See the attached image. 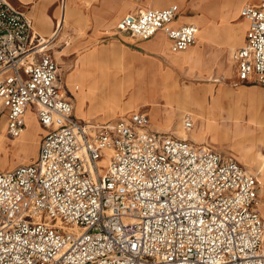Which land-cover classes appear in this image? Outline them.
Segmentation results:
<instances>
[{"label":"built area","instance_id":"2783aa9c","mask_svg":"<svg viewBox=\"0 0 264 264\" xmlns=\"http://www.w3.org/2000/svg\"><path fill=\"white\" fill-rule=\"evenodd\" d=\"M181 14L178 4L143 9L125 15L117 33L161 32L180 53L200 29L176 24ZM240 14L248 26L232 52L235 85L258 83L264 112V0ZM41 40L24 10L0 0L7 135L21 136L31 106L46 130L34 160L0 171V264H264L257 175L231 154L151 129L147 111L78 118ZM194 125L187 113L184 128Z\"/></svg>","mask_w":264,"mask_h":264},{"label":"rangeland","instance_id":"374dc122","mask_svg":"<svg viewBox=\"0 0 264 264\" xmlns=\"http://www.w3.org/2000/svg\"><path fill=\"white\" fill-rule=\"evenodd\" d=\"M240 1L242 3L239 11L236 12L234 11L236 6L232 5L233 0H139V5L134 7L132 11H137L139 8L143 9L146 7L145 5L158 8L177 3L183 11V17H185L183 20L194 21L200 26V34L207 35V40L202 42L197 39L196 43L185 53L171 54L159 39L154 47L163 48L166 52H157L154 48L145 45L146 40H137L124 33H117V23L128 11H124L115 19H110L111 14L109 15V12L106 11L108 9L105 7L106 0H84L81 7H86V9L78 12L72 8L69 9L65 0L62 3L63 6H59V10L55 14L58 19L55 29L53 23L48 30L37 26L35 29L37 33L48 37L50 41L51 52L54 53L60 66L63 88L73 95L75 112L78 117L95 123H105L116 121L121 116H128L133 112L147 111L150 115L151 129L156 130L153 128L155 125L165 130L167 111L179 109L176 114V123L179 121L182 124L184 119L182 116L184 113H189L194 119V127H198L201 125L199 110L185 94L173 93L171 90L174 88L170 89V86L164 82L162 74L163 72L166 73L171 79L168 82H175L180 90L210 87L214 90H218L219 87L233 92L238 90L241 86H235L234 83L236 80L232 52L243 44L246 30L247 24L239 25L240 22L244 21L240 16L241 8L245 3H258L260 0ZM17 6L22 10L25 9L22 3L17 4ZM78 25L81 26L77 27ZM198 55H201L202 59H199L198 62L194 61L193 59L198 60ZM187 56H191L190 62L177 65V61L184 60ZM96 61L100 66H106L110 70H114L115 63H118L116 72L124 78V82L127 84V92H115L118 99L117 103L121 104L122 101L125 102L134 95L130 104L107 113L95 111L101 106V96L97 92L91 94L87 85V77L93 74L88 67L95 65ZM148 64L149 66H147ZM102 68L105 69V67ZM155 74L159 76L155 77ZM169 94L171 97H168ZM255 99L259 106L258 121L264 125L261 91ZM214 102L215 98H211L212 108ZM248 105V101L242 103L244 107H248ZM213 111H217L215 107ZM29 112L36 117L33 106L30 107ZM229 116L227 112H223L221 121L219 119L223 127L216 132L212 130L207 132L203 144L233 155L249 167L253 174L257 175L260 181L259 208L264 215V166L262 171L260 170L262 159L256 153L257 151L248 155L246 159L241 149L243 144L239 139L240 136L237 135L239 129L246 130L247 136L256 134L258 131L254 126L248 124L249 115L247 111L242 114L243 127L240 125V128L237 129L235 128L236 122H231ZM174 124H172L169 133L177 135L173 132ZM0 126L4 127V132L1 135L5 142L4 145L0 146V171L14 169L36 158L38 153L36 150H38L41 136L46 133V130L37 133V144L32 143V141L28 142L36 147L30 156H26L21 146L17 144L19 137L15 139L8 137L5 115L1 108ZM246 144L250 146V142ZM260 150L264 152V143Z\"/></svg>","mask_w":264,"mask_h":264},{"label":"bare ground","instance_id":"6f19581e","mask_svg":"<svg viewBox=\"0 0 264 264\" xmlns=\"http://www.w3.org/2000/svg\"><path fill=\"white\" fill-rule=\"evenodd\" d=\"M207 38H208L207 35L200 34V29H199L197 39H199L202 42H205L207 40ZM158 39L161 41V44H163V46L168 45L167 44L168 42L165 41L166 39H164L160 36H158L154 39L155 44L157 43ZM197 39H196V41H197ZM41 41L43 44H47L49 49H51V46L49 44L50 41H49L48 37L42 36ZM192 46H190V47H192ZM154 49L157 52H159V51L164 52L163 48L158 49L155 47ZM188 49L185 51H188ZM185 51H183V52H185ZM198 57H199L198 60H196V59H193V60L198 62L199 59L200 60L202 59L201 55H198ZM191 59H192L191 56H187L184 60L177 61L176 63H177V65L184 64L185 62L186 63L190 62ZM119 62H120V60H119ZM117 64L115 63V65H116V67L114 69L115 71L108 69V67H106V66H100L97 61H96L95 65L88 67L89 70L92 71V73H93L92 75L90 74L91 76L87 77L88 78L87 79V81H88L87 85L89 87V91L91 92V94L92 93L94 94L95 92H97L101 96V106L96 108L95 111H101L104 113L114 111V110H116V108L120 109V108L125 107L126 105L130 104L133 100L134 95L130 96V98L127 101H125V102L122 101L121 104L117 103L118 99L115 96V92L116 91H120L121 93L127 92V88H126L127 84L124 82V78L116 72L118 70ZM147 66H149V64ZM102 67H105V69H103ZM158 67H159V65H158ZM154 68H156V67L154 66ZM157 76H159V75L157 74L155 77H157ZM162 78H163L164 82L170 86V89L174 88V90H171L173 93L185 94V96H187V98L199 110V112H200L199 118L201 119V125L198 127H193L191 130H186L184 128V126H182L183 123L181 124L179 121L177 123L175 122L177 110H179V109H175L172 111H167L168 116L166 118V124L167 125H166L165 130H162L161 128L156 127L155 125L153 126V128H155L157 131L169 132L172 129V124H174V122H175V124H174L175 128H174L173 132L176 133L179 137L186 138V139L190 138L199 144H203L204 143L203 139L205 138V135L207 132H210L211 130L216 132L218 129H221L223 127L222 123L220 122L221 121L220 118L223 117V119H224V116L221 117V115L223 114L224 111L230 115L229 119L232 120L231 122H236V125H235L236 129L240 128L239 127L240 125H241V127H243L244 120L242 118V114L247 111V113L249 115V119L247 120L248 124L254 126L257 129L258 134L256 133V134L247 136L246 130L239 129L237 131V135L240 136L239 139L241 140V142L243 144L241 149L243 150L244 157L246 159H247L248 155H251L254 151H257L256 153H258V155L261 157L260 159H262V165L260 166V170L262 171L263 166H264V164H263L264 163V152H262L260 150V148H261L262 144L264 143V125L258 121V119H259L258 107L259 106H258L257 100L255 99L254 95L251 92H248L245 88H239L238 90H236L234 92L233 91H227L225 88H222V87H219L218 90H214L211 87L210 88H196V89L186 88V89L180 90L178 88V86L175 84V82H173V83L168 82L171 79L167 76L166 73L163 72ZM168 97H171V95L169 94ZM211 98H215L214 107L216 108L217 111H213L214 107L212 108V106H211ZM246 101H248V103H249L248 107L242 106V103H244ZM0 106H1V104H0ZM116 106H119V107H116ZM186 114L187 113H184V115L182 117L184 118L186 116ZM219 119H220V121H219ZM26 122H27V127L24 129L23 133L19 137L17 144L21 146L22 151L26 156H30L34 152V150H35L34 148L36 146H34V144L31 145V143L29 144L28 142L32 141V143L37 144L36 143L38 140L37 139V133L41 130L43 132H45V131L41 125L39 126L40 123L37 121L35 115L29 111L26 114ZM149 127H150V124H149ZM2 132H4V127L0 126V146L4 145V143H5L4 138L1 135ZM247 142H250V146H248L246 144ZM206 147H208V146H206ZM208 148H210V147H208ZM19 150H20V148H19ZM100 163L105 164V165L107 164L105 160L100 161ZM247 169L251 172L249 167H247ZM104 170L105 169H103V171ZM258 208H259V199H258ZM259 210L261 212L260 208H259ZM261 214L263 215L262 212H261ZM263 217H264V215H263Z\"/></svg>","mask_w":264,"mask_h":264},{"label":"crops","instance_id":"0c3cea01","mask_svg":"<svg viewBox=\"0 0 264 264\" xmlns=\"http://www.w3.org/2000/svg\"><path fill=\"white\" fill-rule=\"evenodd\" d=\"M10 1L12 3H14L15 5L22 3L23 4V7L25 8L23 10L33 19L34 25L37 26L38 28H44L45 30H48V29L51 28L52 23L54 24V29L56 28L58 19L55 16V14H56L57 10H59L58 9L59 6H61V5L63 6L62 3H64L65 0H23V1H21V0H10ZM68 1L69 0H66V4L67 5H68ZM101 1H103V0H101ZM261 1L262 0H260L259 2H261ZM83 3H84V0H70L69 1V5L70 6L68 5V7H69V9L72 8V10L74 9L77 12L78 11H81V10L84 11L83 9H86V7H84V8L81 7ZM241 3H242V1H240V0H233L232 5L233 6L234 5L236 6V10H234V11H236V12L239 11V7H240ZM258 3H251V2L250 3H245L244 6L247 5V4H258ZM172 4H177V3H172ZM172 4H169L167 6H170ZM138 5H139V0H106L105 7H106V9H108L106 11L109 12V15L111 14L109 16V18L110 19H115L117 16H119L124 11H128L127 14H131V13H137L138 11L143 10L142 8H139L137 11L136 10L135 11H132L134 9V7H136ZM145 6L146 7L144 9L157 8V7H150L148 5H145ZM167 6H164V7H167ZM237 6H238V8H237ZM80 7H81V9H80ZM164 7H158V8H164ZM124 16H122L120 18V20ZM240 16H241V14H240ZM183 18H185V17H183V11H182V14L176 20V24L194 22V21H189V20L188 21H184ZM244 21H245V23H244ZM244 21L243 22H240L239 25L243 26L244 24H247L246 25V29H247L248 23H247V21L245 19H244ZM194 23H196V22H194ZM80 26L81 25H78L77 27H80ZM158 36L166 39L165 41L168 42L166 36L163 33L160 32L155 37L146 40L145 45H147L150 48H155L154 47V44H155V40L154 39L156 37H158ZM244 40H245V33H244L243 43H244ZM167 44L168 45H166L165 48L172 54V52L170 51V48H169V42ZM163 50H164V52H166L165 49H163ZM185 52H181V53H185ZM234 71H235V80H236V70L234 69ZM235 86H241L240 88H245L248 92H251L254 95L255 98L258 97V95H259V93L261 91V97H262L263 89H262V87L258 83H248V82H245V83H240L239 85H235ZM62 89L73 100L74 105H75V100H74L73 95L70 94L68 90L64 89L63 88V85H62ZM75 115L77 116L76 112H75ZM78 118H80V117H78ZM80 119H82V118H80ZM5 120H6V118H5ZM82 120H86V119H82ZM107 122H109V121H107ZM159 132H163V131H159ZM6 133H7V124H6ZM188 139H190V138H188ZM190 140H193V139H190ZM194 142H196V141H194Z\"/></svg>","mask_w":264,"mask_h":264}]
</instances>
